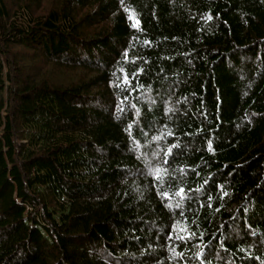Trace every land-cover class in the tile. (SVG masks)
Returning <instances> with one entry per match:
<instances>
[{"label":"trees","instance_id":"trees-1","mask_svg":"<svg viewBox=\"0 0 264 264\" xmlns=\"http://www.w3.org/2000/svg\"><path fill=\"white\" fill-rule=\"evenodd\" d=\"M0 264H264V0H0Z\"/></svg>","mask_w":264,"mask_h":264},{"label":"snow or ice","instance_id":"snow-or-ice-1","mask_svg":"<svg viewBox=\"0 0 264 264\" xmlns=\"http://www.w3.org/2000/svg\"><path fill=\"white\" fill-rule=\"evenodd\" d=\"M125 11H128V10L126 9ZM129 18H130V19H132V17H131V16H129ZM136 23L138 24V23H139V21H136ZM180 191H181V192H183V190H182V189H181ZM164 195H165V196H167V193H165Z\"/></svg>","mask_w":264,"mask_h":264},{"label":"bare ground","instance_id":"bare-ground-1","mask_svg":"<svg viewBox=\"0 0 264 264\" xmlns=\"http://www.w3.org/2000/svg\"><path fill=\"white\" fill-rule=\"evenodd\" d=\"M178 213V212H177Z\"/></svg>","mask_w":264,"mask_h":264}]
</instances>
